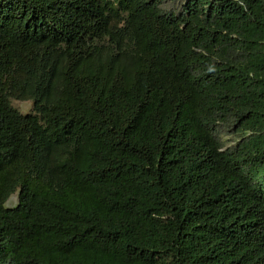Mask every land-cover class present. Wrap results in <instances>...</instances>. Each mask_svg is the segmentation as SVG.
<instances>
[{
    "label": "trees",
    "instance_id": "trees-1",
    "mask_svg": "<svg viewBox=\"0 0 264 264\" xmlns=\"http://www.w3.org/2000/svg\"><path fill=\"white\" fill-rule=\"evenodd\" d=\"M0 264H264V0H0Z\"/></svg>",
    "mask_w": 264,
    "mask_h": 264
},
{
    "label": "rangeland",
    "instance_id": "rangeland-1",
    "mask_svg": "<svg viewBox=\"0 0 264 264\" xmlns=\"http://www.w3.org/2000/svg\"><path fill=\"white\" fill-rule=\"evenodd\" d=\"M13 105L18 108L22 113H28L32 108V101L13 100ZM17 203V193L12 195L8 201V206H14Z\"/></svg>",
    "mask_w": 264,
    "mask_h": 264
}]
</instances>
